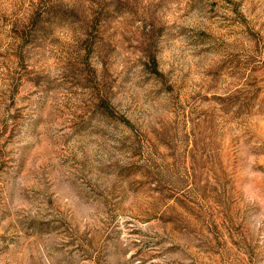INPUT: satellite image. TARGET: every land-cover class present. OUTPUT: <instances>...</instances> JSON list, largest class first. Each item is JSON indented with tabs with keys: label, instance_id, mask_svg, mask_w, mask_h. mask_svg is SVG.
<instances>
[{
	"label": "rangeland",
	"instance_id": "obj_1",
	"mask_svg": "<svg viewBox=\"0 0 264 264\" xmlns=\"http://www.w3.org/2000/svg\"><path fill=\"white\" fill-rule=\"evenodd\" d=\"M0 264H264V0H0Z\"/></svg>",
	"mask_w": 264,
	"mask_h": 264
}]
</instances>
